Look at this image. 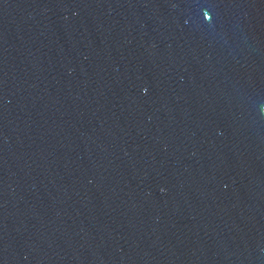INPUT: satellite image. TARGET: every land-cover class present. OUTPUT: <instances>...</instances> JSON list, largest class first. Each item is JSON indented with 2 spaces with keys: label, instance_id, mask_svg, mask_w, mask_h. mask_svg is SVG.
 <instances>
[{
  "label": "water",
  "instance_id": "1",
  "mask_svg": "<svg viewBox=\"0 0 264 264\" xmlns=\"http://www.w3.org/2000/svg\"><path fill=\"white\" fill-rule=\"evenodd\" d=\"M0 264H264V0H0Z\"/></svg>",
  "mask_w": 264,
  "mask_h": 264
}]
</instances>
